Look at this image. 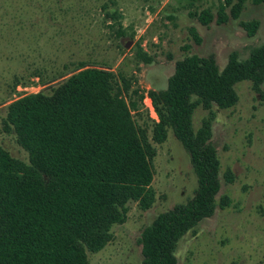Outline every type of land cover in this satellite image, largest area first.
<instances>
[{
	"label": "rangeland",
	"instance_id": "rangeland-1",
	"mask_svg": "<svg viewBox=\"0 0 264 264\" xmlns=\"http://www.w3.org/2000/svg\"><path fill=\"white\" fill-rule=\"evenodd\" d=\"M224 3L0 0V147L12 158L28 162L14 132L4 126L7 106L56 86L77 70L93 67L121 75L131 99L143 97L133 116L156 151L155 201L146 211L129 202L126 222L112 228L113 239L102 251L88 254L89 264H142L143 231L159 214L193 196L196 178L173 133L169 130L162 144L152 140L157 117L148 94L164 91L176 63L188 55L212 57L221 71L231 55L246 61L264 43V4L244 0L234 20L236 0ZM223 6L227 19L219 23ZM204 12L211 15L208 25L199 21ZM244 23L256 25L252 34ZM234 91L232 108H197L192 116L194 131L210 122L220 190L213 216L178 242L177 264H264V82L256 90L253 82L243 81ZM222 199L228 205L221 208Z\"/></svg>",
	"mask_w": 264,
	"mask_h": 264
},
{
	"label": "trees",
	"instance_id": "trees-1",
	"mask_svg": "<svg viewBox=\"0 0 264 264\" xmlns=\"http://www.w3.org/2000/svg\"><path fill=\"white\" fill-rule=\"evenodd\" d=\"M243 3L232 5L234 20ZM223 9L219 23L227 19ZM199 21L208 25L211 15L204 12ZM241 26L249 34L256 29ZM243 81L256 90L264 82V43L246 61L231 55L221 71L212 57L188 55L176 63L164 91L149 92L157 117L152 140L162 144L173 133L189 156L197 188L143 231L142 264H177L178 242L213 216L219 162L209 145L210 122L194 131L192 116L197 108H232L234 86ZM129 89L121 75L90 67L7 106L4 126L28 162L0 147V264H89L88 254L102 251L113 239L112 228L126 222L129 202L151 208L156 151L133 116L143 97L133 101ZM227 205L226 199L219 204Z\"/></svg>",
	"mask_w": 264,
	"mask_h": 264
},
{
	"label": "built area",
	"instance_id": "built-area-1",
	"mask_svg": "<svg viewBox=\"0 0 264 264\" xmlns=\"http://www.w3.org/2000/svg\"><path fill=\"white\" fill-rule=\"evenodd\" d=\"M152 110V112L154 111L153 108H150Z\"/></svg>",
	"mask_w": 264,
	"mask_h": 264
}]
</instances>
